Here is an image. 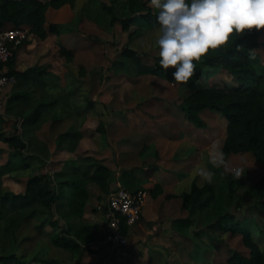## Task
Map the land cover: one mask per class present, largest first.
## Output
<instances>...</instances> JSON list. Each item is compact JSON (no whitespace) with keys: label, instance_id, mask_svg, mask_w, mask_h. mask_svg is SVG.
Here are the masks:
<instances>
[{"label":"rangeland","instance_id":"obj_1","mask_svg":"<svg viewBox=\"0 0 264 264\" xmlns=\"http://www.w3.org/2000/svg\"><path fill=\"white\" fill-rule=\"evenodd\" d=\"M87 2L88 0H76L73 15L69 18L58 15L55 13L57 10L49 8L47 28L51 24H57L63 32L50 34L45 40L32 36L17 51L16 66L19 70L42 66L49 68L48 72L51 74H55L56 78H50L48 86L37 88L33 93L35 102L55 103L44 109L33 137H24L30 146L21 154L11 148L6 141H0V190L3 193L23 194L28 179L35 173L50 176L55 185L63 173L64 163L62 158H53L59 153L54 138L56 134L72 125L83 128L84 139L77 148L82 151L81 155L107 150L108 158H111V154L112 158H115L119 149L117 142L118 146L123 145L122 148L133 146L132 152L133 149L137 151L143 149L141 158H137L136 163L129 164L131 166L136 164L134 167L136 170L151 165L159 167L151 158L174 157L178 160L176 164L182 169L181 185L177 188L180 194L189 193L193 183L202 186L206 182L214 183L218 180L219 175L215 166L222 162L225 171H245L252 183L259 181L264 176V164L258 163L251 153L229 154L224 158L222 150L227 138V123L222 115L216 112L205 113V119L210 127L206 130L194 126L200 131L194 129L193 125L184 119V113L179 107L188 96L197 91V83L200 80L192 77L188 82H175L154 75L137 76L124 68H113V62L120 58V52L124 47L138 50L145 65H155L159 61L157 46L154 44L157 24L152 27L145 26L142 18L137 16L128 32L123 31L119 23L110 29L108 19L99 8L98 2L110 4L111 0L90 3L92 18L83 15ZM151 8L155 11L153 7ZM70 25L74 28L71 32L68 29ZM259 42L256 53L264 65V31ZM62 47L71 50L70 58L62 56ZM208 84L232 88L239 85L236 78L224 69L212 77ZM15 90H19L17 83L7 86L0 92V133L6 135L18 132L15 131L18 122L16 117L5 113L6 103ZM56 113L62 115L59 121L53 120ZM100 125L105 128L106 133L98 132L97 128ZM18 130L21 132L20 127ZM170 137L176 139L169 140ZM31 138L36 145L31 143ZM42 148L50 152L49 158L47 153L35 154V151ZM188 155L193 156L182 158ZM199 156L202 158H197ZM20 158L25 159L28 165L25 166ZM9 160L13 165L7 168ZM252 183H247L239 192L243 209L233 208L232 213L235 221L240 223V231L250 230L252 241L264 253V199L255 202ZM36 206L40 208L39 203ZM60 215L62 214L57 212L55 219L58 218L60 224L66 227L68 223ZM196 216L203 221L196 230H204L206 223L214 220L213 216L205 211L197 213ZM43 219L48 221L47 216ZM94 219V223L99 224L101 221L100 215H94ZM39 223L40 220H32L23 224L18 240L28 239L21 250H18L19 241L0 228V255L29 249L30 258L36 257V261H32L33 264H49L50 261L77 264L78 258H75L73 253L52 245L51 236L54 229L46 224L41 232L36 228ZM57 230L61 231L60 228ZM174 230V227L168 226L167 234L153 233L149 235V238H152L149 241L140 240L136 253L133 250L132 258L129 259L119 257V254L126 250H112L104 241L91 243V251L85 253L81 262L230 264L235 252L245 257H249L251 253L244 244L242 232L222 234L210 231L219 239L218 247H214L209 237L202 231L200 238L194 234L193 228L188 236H181ZM137 250L144 251L135 258L133 256L138 253Z\"/></svg>","mask_w":264,"mask_h":264},{"label":"trees","instance_id":"obj_2","mask_svg":"<svg viewBox=\"0 0 264 264\" xmlns=\"http://www.w3.org/2000/svg\"><path fill=\"white\" fill-rule=\"evenodd\" d=\"M90 3H97V0H88L83 15L92 18ZM65 5L75 9L76 1L0 0V32L11 26H28L30 28L28 40L32 36L45 40L50 34L63 32L57 24H51L47 28V11L49 8L60 9ZM98 6L106 15L110 29L119 23L122 30L128 32L138 17L142 18L145 26L156 25L155 11L150 7L149 0H125L124 2L111 0L110 4L98 2ZM70 27L68 29L71 32L74 28L71 25ZM263 31L253 29L246 30L244 34L234 33L225 45L210 50L197 63V71L193 76L194 79L200 80L197 83V91L188 96L179 107L185 119L200 129L210 127L205 119V113L216 112L222 115L227 123V138L222 150L224 158L229 154L251 153L253 158L262 164H264V65L256 50L259 48V39ZM61 53L65 58L72 56L71 50L65 47L61 48ZM16 61L17 52L8 63V67L9 74L16 76L19 90H15L10 96L5 106V113L16 117L18 122L15 131L18 132L8 135L0 133V141H6L11 148L21 154L30 146L24 137H33L35 127L43 117L44 109L55 103L35 102L33 93L37 88L48 86L51 82L50 78H56V76L48 72L49 68L42 66L18 70ZM112 66L115 69L124 68L137 76L154 75L173 81L171 77L173 69L170 68L168 72H165L158 62L153 66L145 65L140 52L130 47H124L121 50L120 58H117ZM222 69L236 78L239 84L237 87L208 84V81ZM61 116L60 113H56L53 120L59 121ZM19 127L21 132L18 130ZM97 129L98 132L106 133L102 125ZM82 136L80 127L72 125L55 135L56 150L75 152ZM31 143L36 145L33 138ZM45 153L49 158L50 152L46 149L35 151L37 155ZM20 159L24 161L25 166L28 165L25 159ZM12 165L13 162L9 160L6 167L9 168ZM63 168V173L55 185L50 176L35 173L28 179L26 191L23 194L3 193L0 190V228L18 240L23 224L40 220L36 228L41 232L46 224L54 229L51 236L54 247L69 250L75 258H78L77 264H92L82 263L81 260L86 252L91 251V243L104 241L105 233L98 225L90 224L84 219L89 198L88 186L96 184L107 195L115 180L114 173L101 160L89 155L78 156L75 160L67 161ZM215 168L219 175L218 180L214 183L206 182L202 186L194 183L191 191L182 195V208L188 211L189 215L186 218L175 219L173 227L183 236H188L193 228L194 234L201 238L202 231L206 233L205 236L209 237L214 247H218L219 239L210 231L222 234L242 232L244 244L251 252L250 256L245 257L235 252L230 259V264H264V253L252 241L251 231L248 229L240 231V223L235 221L232 213L233 208L243 209L239 192L247 183H252L251 178L245 171H239L240 176H237L236 172L225 171L223 162L217 164ZM252 185L255 202L264 199V176ZM126 189L133 191L131 187ZM161 191L160 186H156L154 195ZM37 203L40 208H37ZM204 211L211 214L214 220L207 222L204 230H196L203 222L196 214ZM57 212L62 214L60 216L68 223L66 227L60 224L58 218L55 219ZM46 216L48 221L42 220ZM208 227L211 229H207ZM59 228L61 231L57 230ZM129 230L130 228L125 226L123 232L129 234ZM27 239L18 240L20 245L18 250H21ZM30 253L31 251L27 249V251L0 255V264H33L32 261H36V257L30 258ZM119 257L131 258L132 255L126 250L120 253ZM49 264L60 263L50 261Z\"/></svg>","mask_w":264,"mask_h":264},{"label":"clouds","instance_id":"obj_3","mask_svg":"<svg viewBox=\"0 0 264 264\" xmlns=\"http://www.w3.org/2000/svg\"><path fill=\"white\" fill-rule=\"evenodd\" d=\"M155 9L159 65L188 82L197 63L234 33L264 30V0H149ZM151 46V45H150ZM240 176L239 170L235 173Z\"/></svg>","mask_w":264,"mask_h":264},{"label":"crops","instance_id":"obj_4","mask_svg":"<svg viewBox=\"0 0 264 264\" xmlns=\"http://www.w3.org/2000/svg\"><path fill=\"white\" fill-rule=\"evenodd\" d=\"M55 10H57L55 12L56 14L64 16L65 18H69L70 16L73 15L72 14L73 9L69 5H65L62 8ZM49 11L50 10L47 11V17H48V13H50ZM187 123L190 122L187 121ZM192 127L196 129L194 125ZM80 131L83 135V128H81ZM83 139L84 138L82 136L81 140ZM170 139L175 140L176 137H172V138L170 137L169 140ZM186 140L189 141L188 139ZM116 144L119 149H118V154L117 156H115V158H112V154H111V158H108L109 154L107 150L103 152L95 151L88 155L93 156L98 160H101L105 166H107L113 171L115 177L113 185L120 184L121 186H124V188L126 187L129 189L131 187L133 191L139 189H146L150 193L143 210V216L141 221L137 225L131 227L129 230V237L131 239V248L127 252L131 254L133 250L136 253V249L138 247L137 245L140 240L141 241L143 240L145 242L149 241L150 239H152L149 238V235H152L153 233L159 234L163 232L167 234L169 232L168 226H170V228L173 227V221L175 219L186 218L188 216V211L182 208L183 200L181 195L183 194L177 192V188H179V186L181 185L180 171L182 170L181 168H179V165L176 164V162L178 161L177 159H175L174 157L170 159L151 158V160L154 161L156 164H158L159 167L155 165H151V167H146L144 169L136 170L134 169V167L137 166L136 164H133L132 166L129 164L131 162L136 163V161H138L137 158H141V152H143L142 151L143 149H140L139 151L133 149L132 152L131 148H134L133 146L129 145L131 146V148H127L126 146L122 148L121 146L123 145L118 146L119 144L118 142ZM81 154L83 153L82 151L80 152V149L79 150L77 149L75 152L59 151V153H56L53 156V158L54 159L62 158L63 163H65L67 161L77 159L79 155L86 156ZM192 156L188 155L182 158H192ZM197 158H202V157L199 156ZM143 160L144 159H142V162H144ZM156 186H160L162 191L161 193L154 195V190ZM88 191H89V198L85 207L84 219L90 224L98 225L99 228L101 229L102 216L100 212L97 210V207L98 204L103 200V198L106 195L96 184H90L88 186ZM93 211H95L96 213L95 212L93 213ZM94 215L95 216L100 215L101 221L99 224L94 223L95 220ZM175 230H174L175 233L180 234L177 230L176 231ZM180 235L182 236V234ZM143 251L137 250L138 253L133 257L136 258L138 255L139 256L142 255ZM122 259H129V258H122Z\"/></svg>","mask_w":264,"mask_h":264},{"label":"built area","instance_id":"obj_5","mask_svg":"<svg viewBox=\"0 0 264 264\" xmlns=\"http://www.w3.org/2000/svg\"><path fill=\"white\" fill-rule=\"evenodd\" d=\"M30 37L28 26L7 27L0 32V92L17 82L15 75L9 74L8 63ZM150 193L146 189L131 191L120 184H114L111 191L98 204L102 216L101 229L105 233L104 243L112 250L123 251L131 246L129 234L124 227L137 225Z\"/></svg>","mask_w":264,"mask_h":264}]
</instances>
